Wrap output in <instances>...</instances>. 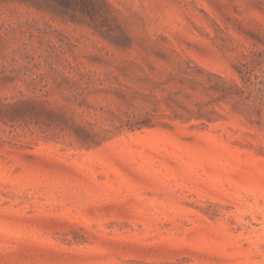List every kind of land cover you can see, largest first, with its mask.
<instances>
[{
  "label": "rangeland",
  "instance_id": "rangeland-1",
  "mask_svg": "<svg viewBox=\"0 0 264 264\" xmlns=\"http://www.w3.org/2000/svg\"><path fill=\"white\" fill-rule=\"evenodd\" d=\"M0 264H264V0H0Z\"/></svg>",
  "mask_w": 264,
  "mask_h": 264
}]
</instances>
